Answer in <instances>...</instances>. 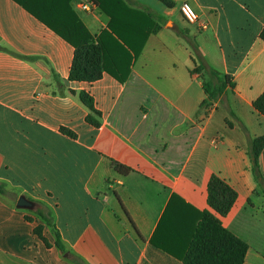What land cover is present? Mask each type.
Returning <instances> with one entry per match:
<instances>
[{
  "label": "crops",
  "instance_id": "obj_1",
  "mask_svg": "<svg viewBox=\"0 0 264 264\" xmlns=\"http://www.w3.org/2000/svg\"><path fill=\"white\" fill-rule=\"evenodd\" d=\"M21 1L43 15L68 6L94 37L109 31L111 18L89 0ZM123 1L161 28L146 35L126 82L104 72L89 83L70 80L71 44L0 0V183L11 193L0 195V264H75L40 208H17L21 196L51 209L68 252L85 264H183L152 240L171 205L188 204L198 219L209 210L213 174L238 195L221 221L247 243L244 264H264V192L248 155L249 139L264 137L254 109L264 93V0ZM184 2L206 29L185 21ZM202 63L235 87L199 111L207 96L191 71ZM81 92L93 97L99 126L87 121ZM260 165L264 174V150Z\"/></svg>",
  "mask_w": 264,
  "mask_h": 264
},
{
  "label": "trees",
  "instance_id": "obj_2",
  "mask_svg": "<svg viewBox=\"0 0 264 264\" xmlns=\"http://www.w3.org/2000/svg\"><path fill=\"white\" fill-rule=\"evenodd\" d=\"M15 1L75 48L70 72L71 81L92 83L101 79L106 72L119 82H126L133 60L143 50L146 35L161 28L153 22L149 14L131 9L123 0H89L111 18L109 31L94 37L78 15L68 6L63 15H59L56 11L43 15L30 9L21 0ZM163 1L169 2V0ZM132 17L138 22L134 27H130L133 26L129 21L133 19ZM261 36L264 40V30ZM104 37H108L106 39L110 42L104 40ZM121 58L128 61L127 69L123 72ZM191 73L201 76L207 96L200 105L199 111L221 99L227 100L228 91L235 87L230 75L220 77L204 63ZM204 74L209 75L208 81L204 79ZM79 96L91 112L87 116V121L99 126L100 123L95 116H101V113L95 108L93 97L87 92H81ZM254 109L264 116V93L255 101ZM63 133L75 136L66 129H63ZM263 150L264 137L249 139L248 155L251 169L256 183L264 192V174L260 165ZM112 165L121 174L130 172L129 168L116 162ZM0 195L11 197V193L2 183H0ZM237 198L236 191L219 175L213 174L207 189L209 210L198 219L199 217L192 212L195 211L194 208L188 204L185 203L178 209H172L171 205L169 213L163 216L158 226L152 244L176 257L183 264H244L249 248L247 243L225 228L221 221L230 213ZM37 214L51 228L56 238V246L67 255V259L75 264H85L81 258L68 252L51 209L41 205ZM195 220H198L196 228H194ZM36 231L42 235V227L37 228Z\"/></svg>",
  "mask_w": 264,
  "mask_h": 264
},
{
  "label": "built area",
  "instance_id": "obj_3",
  "mask_svg": "<svg viewBox=\"0 0 264 264\" xmlns=\"http://www.w3.org/2000/svg\"><path fill=\"white\" fill-rule=\"evenodd\" d=\"M83 8L89 9V6L83 5ZM180 12L185 19V21L189 24H198L202 29H206L207 25L203 22H200L199 15L197 14L196 10L189 2H184L180 7Z\"/></svg>",
  "mask_w": 264,
  "mask_h": 264
},
{
  "label": "water",
  "instance_id": "obj_4",
  "mask_svg": "<svg viewBox=\"0 0 264 264\" xmlns=\"http://www.w3.org/2000/svg\"><path fill=\"white\" fill-rule=\"evenodd\" d=\"M17 208L29 211H37L40 208V204L25 197L21 196L18 198L16 203Z\"/></svg>",
  "mask_w": 264,
  "mask_h": 264
},
{
  "label": "rangeland",
  "instance_id": "obj_5",
  "mask_svg": "<svg viewBox=\"0 0 264 264\" xmlns=\"http://www.w3.org/2000/svg\"><path fill=\"white\" fill-rule=\"evenodd\" d=\"M206 76H207V77H206ZM204 77H205L204 79H205L206 81H208V80H209V75H207V74H204ZM212 105H213V104H212ZM209 107H210V106H209ZM209 107H208V108H209Z\"/></svg>",
  "mask_w": 264,
  "mask_h": 264
}]
</instances>
